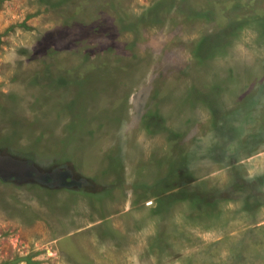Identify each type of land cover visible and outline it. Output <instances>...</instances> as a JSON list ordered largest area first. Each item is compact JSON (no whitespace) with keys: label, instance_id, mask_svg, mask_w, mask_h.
I'll return each mask as SVG.
<instances>
[{"label":"rangeland","instance_id":"1","mask_svg":"<svg viewBox=\"0 0 264 264\" xmlns=\"http://www.w3.org/2000/svg\"><path fill=\"white\" fill-rule=\"evenodd\" d=\"M0 264H264V0H0Z\"/></svg>","mask_w":264,"mask_h":264}]
</instances>
